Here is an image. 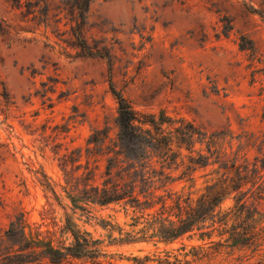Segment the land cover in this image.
Segmentation results:
<instances>
[{"label": "rangeland", "instance_id": "obj_1", "mask_svg": "<svg viewBox=\"0 0 264 264\" xmlns=\"http://www.w3.org/2000/svg\"><path fill=\"white\" fill-rule=\"evenodd\" d=\"M29 1L0 0V236L23 218L38 254L61 253L30 264H264V0H94L87 37L115 46L113 66L79 56L65 14L41 22ZM114 90L137 112L171 120L162 130L177 158L157 197L196 204L228 180L225 221L165 240L150 226L161 205L80 199L87 171L65 159L82 149L85 167L95 131L117 137ZM183 122L223 134L221 149L183 143ZM235 163L246 177L238 191ZM78 242L97 252L74 255Z\"/></svg>", "mask_w": 264, "mask_h": 264}, {"label": "trees", "instance_id": "obj_2", "mask_svg": "<svg viewBox=\"0 0 264 264\" xmlns=\"http://www.w3.org/2000/svg\"><path fill=\"white\" fill-rule=\"evenodd\" d=\"M15 1H18L21 6L22 0ZM93 1L31 0L26 3V7L28 14H33L34 18H39L44 23L65 14V19H68L65 25H70V44L77 50L78 55L85 58L105 59L113 66L115 46L108 45L104 41H91L87 37L86 28L90 23V9ZM56 22L59 23V19ZM7 33L6 26L1 22L0 34ZM241 47L257 55L255 48H247L244 45ZM114 94L119 103V114L116 120L117 137L111 138L108 128L95 131L86 150L85 167L81 162L84 157L82 149L72 152L65 159V164L78 163V171L82 168L87 171L83 179L86 188L80 199L99 205L125 203L144 211L161 205L160 210L152 216L153 221L150 226L165 240H175L191 233L208 220L214 221L218 218L219 223L225 221L227 215H221L220 209L229 194V186H226L228 180L209 187L196 204L189 198L183 200L182 197H177V200L170 205L168 201L172 199L173 194L157 197L158 190L166 187L170 180L167 170L171 169L177 158V155L173 154L171 140L162 130V125L170 123L171 120L166 117L157 120L153 115L141 114L121 93L114 90ZM178 132L180 140L191 146L197 138L205 140L210 152L219 151L225 142L223 134L209 136L194 124L183 122ZM104 161H106L105 171L99 175L101 163ZM260 162L264 169V158ZM255 166L257 167V164ZM231 168L236 170L238 178L233 181L232 189L238 191L242 188L246 177L241 175V167H237L236 163ZM78 201L73 199L75 208L82 209L81 206H77ZM242 206L245 208L244 204ZM36 247L38 245L27 238L24 219L17 218L11 223L5 235L0 236V264H30L40 255H49L53 261H59L55 256L61 253L49 249L38 254ZM77 247L69 251L74 255L90 257L97 252V250L82 248L80 242ZM4 261L7 262L3 263Z\"/></svg>", "mask_w": 264, "mask_h": 264}]
</instances>
